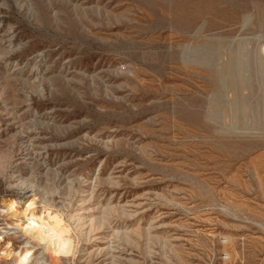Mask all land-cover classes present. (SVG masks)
Wrapping results in <instances>:
<instances>
[{
    "label": "rangeland",
    "instance_id": "obj_1",
    "mask_svg": "<svg viewBox=\"0 0 264 264\" xmlns=\"http://www.w3.org/2000/svg\"><path fill=\"white\" fill-rule=\"evenodd\" d=\"M0 228V264H264V0H0Z\"/></svg>",
    "mask_w": 264,
    "mask_h": 264
},
{
    "label": "bare ground",
    "instance_id": "obj_2",
    "mask_svg": "<svg viewBox=\"0 0 264 264\" xmlns=\"http://www.w3.org/2000/svg\"><path fill=\"white\" fill-rule=\"evenodd\" d=\"M23 186L19 185L17 187L22 190L25 197H31L32 195H26L29 189ZM13 203H15L14 208L12 207ZM29 205H31V207H29ZM16 206V200H12L8 204V210L10 213L18 216L19 222L16 223L15 227L18 226L22 231L24 240H27L26 245L28 243L30 244V242H35L38 245L43 246L44 250L51 254V261L53 262L73 255L74 241L69 234L71 230L65 223L62 215L53 213L47 208H43L45 206H42V209L37 210L34 200L24 203L22 211H18ZM30 221L34 222L37 226L35 229L30 225ZM1 229L2 228H0V230ZM42 240L43 243L41 242ZM11 247L12 245L7 242L5 249L2 252L5 260L9 261L12 259L14 252Z\"/></svg>",
    "mask_w": 264,
    "mask_h": 264
},
{
    "label": "clouds",
    "instance_id": "obj_3",
    "mask_svg": "<svg viewBox=\"0 0 264 264\" xmlns=\"http://www.w3.org/2000/svg\"><path fill=\"white\" fill-rule=\"evenodd\" d=\"M12 207H15V203L12 204ZM29 207H31V205H29ZM30 225L35 229L37 226L35 225L34 222L30 221ZM43 243V240L41 241ZM3 254L0 253V256H2ZM29 255H31L30 253L28 255H24L22 257H20L17 260V264H28V259H29Z\"/></svg>",
    "mask_w": 264,
    "mask_h": 264
}]
</instances>
